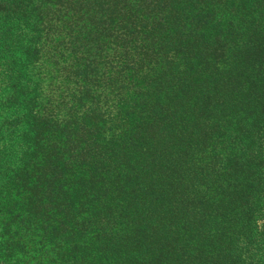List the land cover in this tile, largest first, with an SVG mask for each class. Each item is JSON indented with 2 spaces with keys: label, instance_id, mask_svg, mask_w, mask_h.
I'll return each instance as SVG.
<instances>
[{
  "label": "trees",
  "instance_id": "1",
  "mask_svg": "<svg viewBox=\"0 0 264 264\" xmlns=\"http://www.w3.org/2000/svg\"><path fill=\"white\" fill-rule=\"evenodd\" d=\"M0 264H264V0H0Z\"/></svg>",
  "mask_w": 264,
  "mask_h": 264
},
{
  "label": "rangeland",
  "instance_id": "2",
  "mask_svg": "<svg viewBox=\"0 0 264 264\" xmlns=\"http://www.w3.org/2000/svg\"><path fill=\"white\" fill-rule=\"evenodd\" d=\"M0 70H1V68H0Z\"/></svg>",
  "mask_w": 264,
  "mask_h": 264
}]
</instances>
